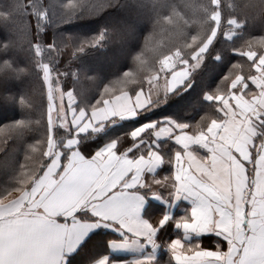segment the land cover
Masks as SVG:
<instances>
[{
    "label": "trees",
    "instance_id": "1",
    "mask_svg": "<svg viewBox=\"0 0 264 264\" xmlns=\"http://www.w3.org/2000/svg\"><path fill=\"white\" fill-rule=\"evenodd\" d=\"M68 2L0 0V128L33 121L10 136L0 134V203L28 188L15 191L31 146L41 140L43 148L54 138L62 147L75 136L71 125L61 126L57 118L53 122L42 65L49 66L54 86L72 93L71 106L87 113L101 106L98 101L120 92L149 90L160 76L161 60L173 52L178 63L165 77L187 67L180 86L152 98L134 118L79 133L78 147L90 154L109 141L126 151L136 143L133 134L141 125H157L165 118L186 124L192 134L204 132L211 121L223 119L217 89L224 97L239 89L264 54L259 43L264 41V0H86L77 7ZM227 32L234 35L227 37ZM50 42L53 49L46 45ZM37 43L41 55L36 54ZM205 44L193 68V55ZM248 52L255 56L249 59ZM239 77L242 81L234 85ZM151 128L142 131L141 139L150 140ZM164 147V154L173 149ZM119 237L97 229L65 264H89L105 253L109 239ZM154 264L174 263L163 253Z\"/></svg>",
    "mask_w": 264,
    "mask_h": 264
},
{
    "label": "snow or ice",
    "instance_id": "2",
    "mask_svg": "<svg viewBox=\"0 0 264 264\" xmlns=\"http://www.w3.org/2000/svg\"><path fill=\"white\" fill-rule=\"evenodd\" d=\"M84 2L86 0H69L68 6L77 7L78 3ZM259 43L264 46V41ZM46 45L49 49L55 47L51 42ZM35 48L36 54L41 55L38 43ZM79 50L82 51L83 48ZM3 70L0 68V71ZM43 70L47 81L49 66L43 65ZM105 91L111 90L106 88ZM68 95L71 96L72 93L69 92ZM215 98L224 99L219 88ZM208 99L213 97L209 96ZM97 103L102 104L103 101ZM101 111L105 110L102 108ZM251 113L256 119H260L264 114V104L252 107ZM72 117L73 130L78 131L62 147H58L54 138L43 148L41 140L31 146L22 165L19 187L15 189L23 192L24 187L28 186L30 191L25 194L27 198L21 196L19 200L13 201L9 209H0V264H58V260L46 259L41 254L37 236H47L46 245L50 252L61 238V233L68 227L67 223H59L54 218L62 217L65 221H73L75 229L80 225L71 218L82 207L91 209L98 217L119 220L127 225L128 230L142 236L151 237L157 231L156 225L139 218V197L134 193L147 184L143 172L158 166L162 156L155 151L140 156L132 155L135 147L124 151L115 147L116 142L93 153H84L78 147L77 136L95 127L91 124L81 127L84 119L77 117L75 112ZM245 121L247 128L243 124L241 127L249 133V140L260 134L252 127L251 118L247 115ZM31 123L33 121H17L12 127L0 128V134L4 137L10 136ZM169 132L170 129L163 128L154 135L161 137ZM208 132L213 134L208 137V142H205L206 134L198 133L195 137L176 136L178 143L185 149L195 140L209 148L212 155L205 160L191 151L175 153V174L171 177V186L177 196L187 194L194 199L191 211L176 222L177 227L186 233L214 234L219 237L220 244L213 249L202 246L199 242L186 243L184 240L175 239L168 245L172 257L176 264H264V151L259 153L258 159L254 158L232 136L229 129H225L221 136L215 122ZM144 134L134 133L133 140H139ZM49 135L53 136V130L49 131ZM261 146L264 147V142ZM0 151H3L2 147ZM254 160V167L258 172L251 180L252 187L249 188L248 164ZM234 178L238 182L235 189L232 186ZM167 180L169 177H163L155 183L160 184ZM45 200L57 203L48 218L34 217L31 212L21 215L16 211L22 205L40 206ZM193 216L196 223L191 222ZM168 219L167 215L163 218L165 222ZM83 227L87 228L89 225L84 224ZM98 264H106V261L100 260ZM135 264L145 262L138 260Z\"/></svg>",
    "mask_w": 264,
    "mask_h": 264
},
{
    "label": "crops",
    "instance_id": "3",
    "mask_svg": "<svg viewBox=\"0 0 264 264\" xmlns=\"http://www.w3.org/2000/svg\"><path fill=\"white\" fill-rule=\"evenodd\" d=\"M170 69L172 68L167 69V71ZM253 69L255 73L249 77L246 82V84L249 83V93L243 88H239L241 90L237 89L220 100L218 111L223 119L211 121L207 129L199 134H206L205 142H208V137L213 136L212 133L208 132V129L211 127L212 123L215 122L221 136L224 134L225 129H229L232 132V136L236 137L237 140L241 142L242 147H245V151H250L251 155L258 159L259 153L264 151V147L261 146L262 142H264V123H261V121L264 120V114L260 116V119H256L252 116L251 108L264 104V77H261L259 74V72L264 71V54L258 57ZM185 73L186 75H184ZM187 73V67L173 70L165 79L167 82L165 92L161 91V93L152 94L151 91L154 90L152 85L149 90L139 89L133 95H130L127 91H123L103 100L101 106L91 110L89 113L82 109L76 110L75 108H70L68 101L66 106H68L69 109H67V123L65 124H69L74 128V125H72L73 112H75L77 117L84 119V124L81 125V127L91 124L95 127L94 129H89L92 131H102L108 125L117 124L121 120L132 119L136 116L137 111L149 105L152 98H157L180 86L185 80ZM159 82L160 81H158V83ZM158 83L155 84L160 88V84L158 85ZM229 99L231 102H229ZM102 108L105 111H101ZM245 115L251 118L252 127L257 129L260 133L250 140L249 133L241 127L243 124L244 128H247ZM85 117H87V119H85ZM233 121H235V124H233ZM177 125H185L186 127L178 128ZM148 127H152L150 140L141 138L137 140L133 145L135 150L132 155L140 156L141 154L155 151L162 156V161L151 171L145 170L143 172L147 184L140 187L134 195L139 197L137 202L139 218L156 225L157 231L155 234L151 237L136 234L128 230L127 225L119 220L98 217L91 209L82 207L78 209L71 218L76 220L75 222L77 225H80V227L75 229L73 228V221H65L62 217L54 218L59 223H67L68 227L61 233V238L56 242L55 247L50 252L46 245L47 236L38 234L37 241L41 246V254L46 259L58 260V264H65L67 256L73 253L82 241L97 229L108 230L111 233L120 235V237L109 239L106 242L105 253L101 254L89 264H98L100 260H105L106 264H135L138 260L144 261L145 264H154L156 258H161L163 253H166V255L171 258L172 262L176 264L168 246L172 240L181 239L186 243L199 242L202 246L213 249L220 244L219 237L214 234L186 233L182 228L177 227L176 222L181 217L188 215L191 211L194 199L187 194L177 196L171 186V177L175 174V153L191 151L194 155L203 157L206 160L212 155V152L209 148L204 147L203 144L195 140L187 149L178 143L176 136L187 135L195 137L197 135L190 133L186 124H179L170 118H165L157 125H155L154 122L141 125L137 129L136 134H140ZM163 128L170 129L169 134L156 137L154 133ZM75 131H78V129ZM216 139H219V137H216ZM113 142L115 141L106 142L95 151L105 148L113 144ZM225 143H230V141H225ZM162 145H165L164 148L171 146L173 149L164 154L163 151L161 152ZM113 155H115V152H113ZM254 164L255 160L253 163L248 164L249 188L252 187L251 180L256 177L258 172ZM242 176L243 173L241 172V177ZM163 177H169V180L160 184L155 183L156 180H162ZM41 179L43 178L41 177ZM232 186L234 189L238 187V182L235 178ZM26 191H30V188L28 187ZM19 197L20 195L5 202H1L0 209H9L13 201L19 200ZM55 207H57L56 202L45 200L40 206L29 204V208L16 209V211L21 215H27L31 212L34 217L48 218V214ZM241 209L243 211V205H241ZM166 215L169 219L165 222L163 218ZM191 222L196 223V218L194 216ZM161 223H164V225L160 226ZM84 224L89 225V227L84 228ZM224 251L226 252L227 249H224Z\"/></svg>",
    "mask_w": 264,
    "mask_h": 264
},
{
    "label": "rangeland",
    "instance_id": "4",
    "mask_svg": "<svg viewBox=\"0 0 264 264\" xmlns=\"http://www.w3.org/2000/svg\"><path fill=\"white\" fill-rule=\"evenodd\" d=\"M138 27L140 25V23H137ZM229 24V23H228ZM234 33H231V32H227L226 33V36L227 37H231L233 36ZM212 38H209L206 43H208ZM206 46L207 44L203 45L194 55H193V58L194 59V63H193V68L195 66H197L200 61H201V54L203 53V51L206 49ZM250 54V55H249ZM247 57L249 59H251L253 56H255L254 52H248L247 54ZM178 63V53L177 52H173L172 54H169L167 56H165L162 60H161V73H160V76L158 79H156L155 81H153L152 83V87H154V90H152V94L154 93H161V91L165 92L166 91V88H167V82H166V77H165V73L167 71V69L169 68H173L175 66V64ZM190 67V69L192 68ZM42 70H43V65H42ZM260 76L261 77H264V71H261L259 72ZM43 77H44V70H43ZM52 75L50 74V71H49V79L46 81L45 78H44V82H45V87L47 89L46 93H47V101L49 103V107L51 109V114H52V118H53V122H57L56 121V118L58 119L59 123L62 125H64L65 123H67V109H69L68 106H66L67 102L69 103L70 105V108H74L71 106V103H73V95L69 96L68 93L70 91H62L60 89V86L57 85V86H54L53 83H52ZM160 79V80H159ZM158 81H160L158 83ZM242 80L241 78L239 77L238 79H236V81L234 82V85L236 83H240ZM155 83H158V85L160 84V88L157 87V84ZM157 87V88H155ZM240 88H243L244 90H246L248 92V90L250 89L249 87V83L246 84L245 83H242L240 85ZM241 90V89H239ZM249 93V92H248ZM64 126H67L66 124ZM27 192V191H26ZM26 192H24L21 196H25V199L27 198L26 197ZM21 196L19 197V199L21 198ZM25 207H28L29 208V205H22L19 209H23Z\"/></svg>",
    "mask_w": 264,
    "mask_h": 264
}]
</instances>
